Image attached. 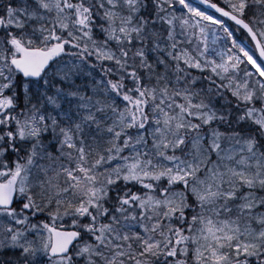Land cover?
<instances>
[{
    "label": "snow or ice",
    "instance_id": "6c2138e0",
    "mask_svg": "<svg viewBox=\"0 0 264 264\" xmlns=\"http://www.w3.org/2000/svg\"><path fill=\"white\" fill-rule=\"evenodd\" d=\"M0 264H264V0H0Z\"/></svg>",
    "mask_w": 264,
    "mask_h": 264
}]
</instances>
